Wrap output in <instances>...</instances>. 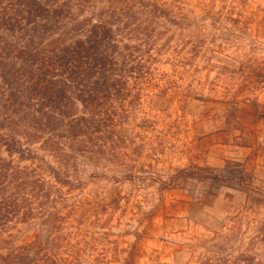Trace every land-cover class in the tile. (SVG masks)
Wrapping results in <instances>:
<instances>
[{
	"label": "rangeland",
	"instance_id": "rangeland-1",
	"mask_svg": "<svg viewBox=\"0 0 264 264\" xmlns=\"http://www.w3.org/2000/svg\"><path fill=\"white\" fill-rule=\"evenodd\" d=\"M204 1L180 0L187 27L169 32L158 64L172 86L134 110L140 128L121 129L123 161L82 168V187L66 192L61 243L39 222L17 243L39 235L47 257L56 246L71 255L64 264H264V0ZM227 163L239 183L163 188L179 171L222 175Z\"/></svg>",
	"mask_w": 264,
	"mask_h": 264
},
{
	"label": "trees",
	"instance_id": "trees-1",
	"mask_svg": "<svg viewBox=\"0 0 264 264\" xmlns=\"http://www.w3.org/2000/svg\"><path fill=\"white\" fill-rule=\"evenodd\" d=\"M182 13L180 0H0V264L71 259L59 246L47 257L39 235L17 243L20 230L39 222L61 243L58 206L82 168L123 161L121 129L140 128L134 110L172 86L158 64L169 32L187 27ZM238 167L182 170L163 188L239 183Z\"/></svg>",
	"mask_w": 264,
	"mask_h": 264
}]
</instances>
